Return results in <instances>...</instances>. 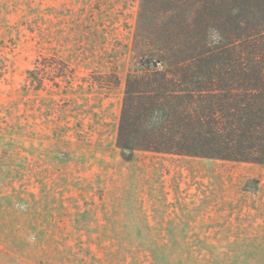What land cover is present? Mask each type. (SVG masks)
I'll list each match as a JSON object with an SVG mask.
<instances>
[{
  "label": "rangeland",
  "instance_id": "rangeland-1",
  "mask_svg": "<svg viewBox=\"0 0 264 264\" xmlns=\"http://www.w3.org/2000/svg\"><path fill=\"white\" fill-rule=\"evenodd\" d=\"M142 2L0 0V264H264V166L117 147Z\"/></svg>",
  "mask_w": 264,
  "mask_h": 264
},
{
  "label": "trees",
  "instance_id": "trees-1",
  "mask_svg": "<svg viewBox=\"0 0 264 264\" xmlns=\"http://www.w3.org/2000/svg\"><path fill=\"white\" fill-rule=\"evenodd\" d=\"M138 37L117 147L264 166V0H143Z\"/></svg>",
  "mask_w": 264,
  "mask_h": 264
}]
</instances>
